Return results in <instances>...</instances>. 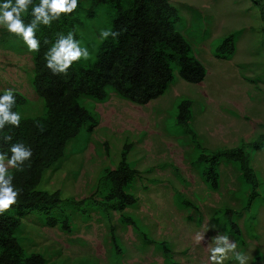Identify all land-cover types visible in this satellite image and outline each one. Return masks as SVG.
Listing matches in <instances>:
<instances>
[{"label":"rangeland","instance_id":"rangeland-1","mask_svg":"<svg viewBox=\"0 0 264 264\" xmlns=\"http://www.w3.org/2000/svg\"><path fill=\"white\" fill-rule=\"evenodd\" d=\"M171 2L182 17L179 30L207 68L204 81L188 82L176 68V79L168 90L147 104L132 102L114 91L105 102L82 97L85 106L98 112L99 123L92 132L82 131L68 143L65 156L45 172L38 186L50 192L59 190L63 200L95 196L104 169H114L125 143H131L129 161L140 174L129 190L139 204L125 213L137 220L148 239L143 240L133 224L123 223L120 212L111 211L107 218L92 204L62 203L52 214H67L70 231L48 225L43 213L22 217L18 237L28 254L40 253L54 264H251L256 256L258 264H264V191L253 207L255 218L248 217L243 207L249 191L242 192L237 167L222 163L220 186L212 189L193 164L196 151L190 135L176 124L177 104L186 97L192 100L191 124L209 149L234 147L264 135V18L260 4L258 0ZM114 14L108 4L100 5L94 17L81 14L84 47L89 50L90 44L101 39V30L108 29ZM232 32H238L234 56L216 57V45ZM33 56L22 37L0 26V93L12 89L28 98L22 116L45 112L44 100L33 85ZM251 153L252 165L264 182V147ZM0 163L7 167L8 159ZM176 192L197 208L180 207ZM226 208L240 212L236 221L241 239L227 232L219 220V211ZM112 226L121 252L115 251ZM224 236L227 241L220 239ZM163 241L172 248L171 259L164 254ZM233 241L235 249L230 248ZM217 247L226 250L227 258L210 261L209 250ZM237 253L241 254L239 260L235 259Z\"/></svg>","mask_w":264,"mask_h":264},{"label":"trees","instance_id":"trees-1","mask_svg":"<svg viewBox=\"0 0 264 264\" xmlns=\"http://www.w3.org/2000/svg\"><path fill=\"white\" fill-rule=\"evenodd\" d=\"M4 0H0L3 3ZM15 0H13V3ZM41 0H28L26 12L21 18L28 24L34 6ZM264 18V0H258ZM102 4H108L115 10L108 29L117 33L115 37L95 40L89 45V57H81L72 63L65 72L53 70L46 65L45 53L50 51L53 43L73 33L75 41L82 45L79 31L83 24L81 14L94 17ZM46 11H49L47 8ZM53 14L49 11V16ZM182 21L179 9L171 0H88L87 4L78 0L73 12L61 13L53 19L49 26L40 24L36 30V38L40 41V49L34 52L33 85L38 95L44 100L45 112L38 116H22L19 127L3 121L0 114V155L10 159L12 145L24 143L25 148L32 149L30 160L24 161L23 171L14 168L9 174L14 177L13 191L19 190L17 202L9 210L0 214V264H54L49 263L40 253L28 254L23 248L18 232L22 226V217L31 212L46 214V223L59 225L70 231V219L67 214L54 216L52 211L62 203H73L82 206L92 204L100 209L107 218L111 211L120 212L121 221L133 224L143 240L148 239L141 232L137 220L126 214L127 208L137 207L139 198L129 190L140 171L132 166L129 154L131 143H125L121 159L112 169L106 167L99 179L95 196L82 200L74 198L62 199L59 190L50 192L39 189L45 172L59 162L66 154L68 143L82 131L92 132L99 123L97 111L85 106L81 99L84 96L105 102L111 92L138 104H147L162 96L176 79V68L180 76L191 83L204 81L207 68L195 55L190 41L179 30ZM238 32L222 37L214 49L218 58L230 59L236 52ZM45 41H48L45 43ZM51 59V56L47 57ZM55 64V62H53ZM57 65V69H58ZM4 92L0 93L3 96ZM16 103L9 107L10 112L20 114L28 98L21 92L13 90ZM193 117L192 100L181 98L177 104L176 124L190 135L195 147L193 164L199 169L205 182L212 189L220 186V166L232 163L241 173L242 192L244 196L243 210L248 217L254 219L253 207L260 201L264 182L252 165V150L264 147V135L255 140L242 142L234 147H218L209 149L199 139L198 132L191 124ZM11 134L12 140L6 141L5 135ZM176 172L178 169L175 168ZM7 179V177H5ZM176 202L180 207L197 208L191 201L176 192ZM14 210V213L12 212ZM222 212V214L220 213ZM227 232L241 239L242 230L237 223L240 212L226 208L219 211ZM113 244L116 252L122 248L113 226L111 227ZM167 259H171L172 248L167 241L160 243ZM259 256L251 264H258Z\"/></svg>","mask_w":264,"mask_h":264},{"label":"clouds","instance_id":"clouds-1","mask_svg":"<svg viewBox=\"0 0 264 264\" xmlns=\"http://www.w3.org/2000/svg\"><path fill=\"white\" fill-rule=\"evenodd\" d=\"M27 3L28 0H15L14 3L13 0H4L3 3H0V26L5 27L8 32L22 37L29 51L34 52H38L40 49V41L36 38L38 26L40 24L49 26L51 21L58 19L61 13H71L78 6V0H41L40 5L34 6L31 12L34 19L25 24L21 18V13L28 10ZM46 8L53 14L51 17L49 16V11L45 10ZM59 35L60 39L55 41L51 50L45 53L46 65L53 70V74L57 71L65 72L71 67L73 62L78 61L81 57L87 59L90 55L87 48L83 49V53L81 52L79 41L74 40L72 32H69L66 38L62 34ZM110 35L115 37L117 33L111 29H102L100 32L101 39H107ZM47 42L45 41V43ZM49 56H51V59H47ZM57 65L59 66L58 69ZM13 103H16L13 90H4V95L0 96V114L3 116V121H8L10 125L19 127L20 114L9 111V107ZM3 121H0V127L3 126ZM4 139L10 141L12 140V135H5ZM10 151L13 155L8 160V166L5 167L3 163H0V214L9 210L17 202V196L19 195L18 189L13 191L14 185L12 181L14 177L9 174V167L23 171L24 161L30 160L32 157V149L30 147L25 148L24 143L18 142L12 145ZM3 159V155H0V161H3ZM220 239L227 241V236ZM236 247L237 244L233 241L230 248L235 249ZM209 251L211 252L210 261H221L227 258L224 248L217 247ZM235 259H241V254L237 253Z\"/></svg>","mask_w":264,"mask_h":264}]
</instances>
